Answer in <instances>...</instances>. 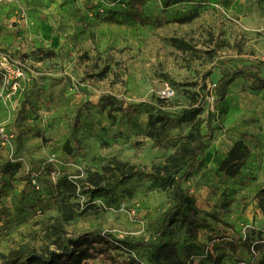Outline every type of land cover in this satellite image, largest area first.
I'll list each match as a JSON object with an SVG mask.
<instances>
[{
  "label": "rangeland",
  "instance_id": "374dc122",
  "mask_svg": "<svg viewBox=\"0 0 264 264\" xmlns=\"http://www.w3.org/2000/svg\"><path fill=\"white\" fill-rule=\"evenodd\" d=\"M115 1L0 5V57L10 55L25 71L15 91L0 79V126L14 133L9 147L0 144V162L21 165L0 197V264L59 251L67 237L84 232L152 240L172 204L170 190L133 174L163 171L173 156H186L191 131L213 111L214 137L202 167L185 183L211 223L198 232L211 254H192L183 264H213L226 251L225 264H258L264 254V212L255 197L264 186V87L238 76L220 103L216 89L226 73L244 65L264 76V0H141L103 16L100 6L104 13L125 8ZM107 95L119 110L102 108ZM139 104L140 112H132ZM239 140L250 156L230 176L221 167ZM101 187H114L113 196L94 191ZM137 204L141 209L133 213ZM174 237L185 257L184 229ZM228 242L235 250H216ZM114 253L149 264L143 249Z\"/></svg>",
  "mask_w": 264,
  "mask_h": 264
},
{
  "label": "trees",
  "instance_id": "16d2710c",
  "mask_svg": "<svg viewBox=\"0 0 264 264\" xmlns=\"http://www.w3.org/2000/svg\"><path fill=\"white\" fill-rule=\"evenodd\" d=\"M118 1L123 3L125 8H110L106 13H104V8L103 16L109 13H121L130 3H141V0ZM135 15L137 16V14ZM142 20L145 22L151 21L149 17H145V19ZM255 70L253 66L244 65L226 73L218 81L216 89L219 93L217 102L224 98L227 84L232 82L236 77L244 74L254 78L257 86L264 87V76L259 73V69L258 71ZM113 100L114 97L109 95L104 96L101 99L100 105L102 108H105L107 105L112 104L108 109L109 112L119 110L118 107L113 105ZM142 106V104L136 105L132 108V112H140ZM216 114L215 111L210 112L208 118L205 120V125L203 127L198 125L191 131L189 135L190 144L187 148L186 156H173L168 166H166L163 171H158L156 173L140 171L133 174L148 179L151 184L155 186L167 187L170 190L172 204L158 219L157 234L152 240H137L128 237L119 238L105 231L84 232L74 238L67 237L63 248L59 251L54 250L47 255L39 254L36 251L29 253L21 264H84L85 261L94 258L99 260L98 264H140V261L133 256L124 257V259L119 260V255L114 253V251L120 249L129 251L143 249L146 252L149 264H183L192 254L203 255L207 259L211 251H209L210 248L207 247V245L199 241L198 232L202 228L211 227V223L206 217L201 216L203 211L199 208L195 198L187 191L185 183L203 165L202 156L207 149L208 141L214 137ZM76 123L77 121L75 124ZM7 129L12 131V129L8 127ZM1 141L0 137V144H2ZM185 151L184 148V152ZM249 156L250 149L248 145L242 140L236 141L226 159L223 161L221 168L226 174L235 176L240 172ZM20 166L19 162L12 159L0 162V197L6 193L9 176L15 174ZM133 175H129L122 182L130 180ZM94 191L104 192L109 199V197L111 198L114 194V187H101ZM255 197L258 201V205L264 212V186L257 191ZM209 216L215 220H219L216 214L210 213ZM181 228L184 229V238L186 237L189 241L186 247L188 254H186L185 257L180 256L176 247L178 241L174 237L176 231ZM224 249H228L232 252L235 250V247L231 242L221 243L216 246V250ZM205 251L206 254L204 253ZM229 256L227 251L226 253H218L216 258L211 260V262L213 264H225L224 259ZM236 264L249 263L238 261ZM258 264H264V254L260 258Z\"/></svg>",
  "mask_w": 264,
  "mask_h": 264
},
{
  "label": "built area",
  "instance_id": "2783aa9c",
  "mask_svg": "<svg viewBox=\"0 0 264 264\" xmlns=\"http://www.w3.org/2000/svg\"><path fill=\"white\" fill-rule=\"evenodd\" d=\"M13 2V0H0L1 4H9ZM99 10L101 12L104 11V7L100 6ZM25 71L22 65L13 61V59L8 54H4L0 57V76L3 84L5 85V89L10 91H15L19 88L20 78L24 75ZM0 137L2 140V144L9 147L12 143V139L14 137V133L7 129L5 126H0ZM137 204L136 207L132 210L133 213L140 211L141 207Z\"/></svg>",
  "mask_w": 264,
  "mask_h": 264
}]
</instances>
